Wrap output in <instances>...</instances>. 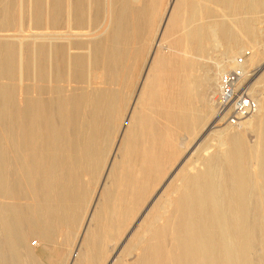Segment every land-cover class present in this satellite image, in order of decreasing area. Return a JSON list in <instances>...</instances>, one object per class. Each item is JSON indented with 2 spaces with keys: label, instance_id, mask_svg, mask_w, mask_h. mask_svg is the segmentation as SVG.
Returning a JSON list of instances; mask_svg holds the SVG:
<instances>
[{
  "label": "bare ground",
  "instance_id": "1",
  "mask_svg": "<svg viewBox=\"0 0 264 264\" xmlns=\"http://www.w3.org/2000/svg\"><path fill=\"white\" fill-rule=\"evenodd\" d=\"M175 2L155 39L153 0H0V264H42L30 238L59 234L78 239L71 264H103L114 240L124 264H264L263 103L235 131L209 127L155 193L179 142L224 121L223 71L206 106L218 66L192 58L264 47V0Z\"/></svg>",
  "mask_w": 264,
  "mask_h": 264
},
{
  "label": "rangeland",
  "instance_id": "2",
  "mask_svg": "<svg viewBox=\"0 0 264 264\" xmlns=\"http://www.w3.org/2000/svg\"><path fill=\"white\" fill-rule=\"evenodd\" d=\"M156 1H159L160 3L159 2H156ZM175 1L176 0H153V2L155 3L154 4L155 5L154 9L155 8L157 9V10L155 9L156 12H155V10H154V12L159 15V17H158V15H156L157 16L156 19H159V20H156L155 21V28H157V27L159 28L160 27L159 29L157 28L158 31L156 32V34L158 36L156 35L155 36L156 37L155 39L162 38V35L160 34L161 33V30H162V28H165V26H166V23L165 22H167V20L169 18V15H170V12H171L170 10H172L173 6H175V4H176ZM160 6H162V7H160ZM163 13H165V14H163ZM161 17H162V19H161ZM160 20H161V22H160ZM159 35H161V36H159ZM163 37L165 38L166 41L169 40L168 42H166L164 40L165 41L164 44L165 45H168V43L172 40V38L175 37V35L174 36H172V35L169 36L170 38L167 37L166 35L163 36ZM148 38H149V40L147 41ZM147 39L145 38L144 40H142V41H145L144 44L141 41V46L142 45L144 46V47L142 46V51H141V54L142 55L140 54V58L142 59L143 64H141V66L138 69L139 72H137V74L139 75V78L137 79L138 83L141 82V80H142L141 78H143L144 75H145L144 74L145 69H146V65H145L146 64L145 63L146 61L145 60H147L146 59V55L148 54L147 53L148 52V49H150L149 47H151L154 44V41H155V40L154 41L152 40V37H147ZM152 41H153V43H152ZM214 46H215V42H211V44H208L206 46V48H205V53H204L203 57L200 60H198L196 58H192L193 61L197 62L198 67H200V68L202 67L203 70H210L211 68H213V65L214 66H218L217 67V76L214 77L216 80L213 78L214 80L211 82V84L209 85V87L207 86L205 89H203L204 92H203V100L202 101L205 102V105L206 106H209L208 105L209 104L208 103V99H210V96L212 94V91L215 90V87H213V86L216 85L215 82H217L218 73H221L222 71L224 72V71L229 70V69L240 68V69H242V71L244 73L243 78H242V81H241V89L242 90H245L247 92V94L253 100H255L257 102V104H258V112H259L260 103H263L264 104V99H263V97H264V47L263 46H255L253 48V47H250V46H244V47L226 46V47H231V49H233L232 51L227 52V51L223 50V48H221V47H216V46L214 47ZM253 51H255V53L258 55V60L256 62H253V60H252L253 59V55L252 54H254ZM173 54L175 55L174 57H176L178 53H173ZM225 56H226L227 61L225 59ZM229 58L232 61V63L229 60ZM239 60H242V63H240V66L237 64V61H239ZM259 66H262V70L261 71H257V69L259 68ZM222 68H223V70H221ZM201 75L203 76L202 73L200 74V76ZM201 79H202L201 81H203V78H201ZM138 83H137V87H139V84ZM213 120H214V118H211L209 120V122L207 123L206 127L202 131H200L197 134L196 137L194 136L192 138L193 140L191 141L188 149L185 150V148H186V146H188V144L185 145V144H182L181 142H179L180 145H181V148H182V153L179 156V158L177 159V161L175 162V164H174L173 168L171 169V171H169V172H167V173L164 174L165 176L161 179L160 185H158L155 193L160 189V187L166 181V179L170 175V173L184 160V158L186 156H189L190 152L192 151V148L195 147V145L199 141V139H201V137H203L208 130H209V132H211L212 129H215V130L216 129H225V127H226V130H229V131H231V130L232 131L237 130L236 127H232V126L228 125L225 120L224 121L221 120L220 121L221 123L220 122H217L215 124H211V123H214ZM212 126H213V128L212 129H209V127H212ZM228 127L230 129H228ZM248 134L249 135H247V141L251 144L253 142V140H254V136L251 133H248ZM117 139H118V137L115 139V141ZM110 155L111 156H109V159L110 160L108 159V163L110 161H113L112 158H114L113 157V154H112V151H111V154ZM104 178H105V176H103V174H102L101 179L99 180L98 187H96V190L98 188H100L102 182H105V179ZM155 193H153L143 203V205H142L140 211L138 212L137 216L135 217L132 225H134L136 223L137 219L139 218V216L141 215V213L144 211V209L147 207V205L150 203V201L154 197ZM92 205L93 204H91V206ZM83 226L85 227V225H82V229H83ZM129 230H127V232H129ZM126 234L127 233H125L124 237L126 236ZM73 237H74V235H73ZM124 237H122V238H124ZM63 238H64L63 235H60V234L57 235L56 236V239H55V243L52 244V245H54V246H52L53 248L50 245H47V244L43 243L41 240H39L37 238H30V242H28L29 245L27 244V246L30 249V251L32 252L34 258L37 259V260H39V261L41 260L40 262L42 264H71L70 263L71 260L74 259L77 256L76 254H78V250L76 248L77 247L76 245H77L78 239H76V237H75V239L73 238L74 239V243H73L74 246H73L71 244L72 242L70 244L64 243L65 242V239H63ZM36 242H38V243H36ZM115 244H117V240L116 241L114 240L113 242H109V244L107 245V247H106V253L107 254L105 253V258L106 259H104L103 264H105V263L108 264L110 262V259L112 260V258H114V257H116V258L113 259V260H115V264H124V260L125 261H128L129 260L127 258H130V256L129 257H126V256H123L122 254L120 255L118 253V250H117ZM117 257H118V259H117Z\"/></svg>",
  "mask_w": 264,
  "mask_h": 264
},
{
  "label": "built area",
  "instance_id": "3",
  "mask_svg": "<svg viewBox=\"0 0 264 264\" xmlns=\"http://www.w3.org/2000/svg\"><path fill=\"white\" fill-rule=\"evenodd\" d=\"M239 62L242 63V60ZM243 75L240 68L229 69L222 72L218 79L215 95L216 111L219 118L224 119L232 127L241 126L258 110L257 102L241 89Z\"/></svg>",
  "mask_w": 264,
  "mask_h": 264
}]
</instances>
